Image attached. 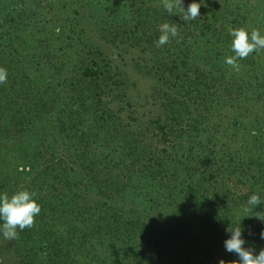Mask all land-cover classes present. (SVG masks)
Masks as SVG:
<instances>
[{
	"label": "trees",
	"instance_id": "16d2710c",
	"mask_svg": "<svg viewBox=\"0 0 264 264\" xmlns=\"http://www.w3.org/2000/svg\"><path fill=\"white\" fill-rule=\"evenodd\" d=\"M27 1L0 0V166L11 145L17 172L0 194L36 192L41 212L17 239L0 232L3 264H218L239 259L224 246L235 227L264 249V50L238 72L224 63L229 28L264 35V0H204L189 21L161 0H118L101 17L94 0L89 13L51 0L41 20L56 38L42 21L5 28ZM165 22L179 36L158 48ZM224 115L234 151L214 134Z\"/></svg>",
	"mask_w": 264,
	"mask_h": 264
},
{
	"label": "clouds",
	"instance_id": "9594fccd",
	"mask_svg": "<svg viewBox=\"0 0 264 264\" xmlns=\"http://www.w3.org/2000/svg\"><path fill=\"white\" fill-rule=\"evenodd\" d=\"M204 0L200 3L193 0L185 9L183 0H161L163 8L169 14L179 15L183 21L195 20L200 16V8ZM229 34L232 37L231 49L234 55L225 57L224 63L230 66L234 71L240 70L239 61L248 58L252 53L264 50V35L260 30L252 29L250 32L244 28H229ZM160 36L156 42L157 47H162L171 42L173 38L179 36L178 28L175 24L167 22L159 26ZM8 72L4 67H0V84L7 82ZM36 192L21 188L9 196L7 193L0 194V220L3 221L0 232L5 240H14L19 237V232L26 228L35 227V217L41 212V205L35 199ZM262 203L258 194H252L246 202V205L240 210L244 217L252 212L255 206ZM260 221L264 222V212H256L255 215ZM243 217V218H244ZM231 233L230 238L224 241L227 252L235 253L238 260L226 262L220 259L218 264H264V249L258 254H254L253 248H245V239L242 236V227L228 228ZM251 235V232L249 231ZM260 238L264 239V231H261ZM0 264L3 261L0 260Z\"/></svg>",
	"mask_w": 264,
	"mask_h": 264
},
{
	"label": "rangeland",
	"instance_id": "374dc122",
	"mask_svg": "<svg viewBox=\"0 0 264 264\" xmlns=\"http://www.w3.org/2000/svg\"><path fill=\"white\" fill-rule=\"evenodd\" d=\"M50 1L51 0H28L25 5L14 6L13 9L11 8L12 9L11 13H13V11H16V15L13 16L14 18L11 19L10 22H8V24L5 28L11 30L12 32L18 33V32H21V28L24 26V24H22V21L24 19L26 21L25 24L27 22L28 23L34 22V20H36L37 22L42 21L41 19H43V17H42L43 12H42L41 8L44 7ZM94 1L97 2L100 6V8L97 12V15H99L101 17V15L106 10L112 11L111 9L115 8V5L117 4L118 0H94ZM71 2H75V0L71 1ZM79 3L82 5H85L83 8H84L86 13H89L91 11V9H90L91 4L88 2V0H80ZM101 3H102V5H101ZM80 4H78L76 2L71 4L74 7L73 10H77ZM19 16L21 18H19ZM15 17H18L21 21L19 20V21H16V23H15V20H14ZM31 18H33V19H31ZM72 19H73L74 24H76L77 23L76 20H78V16L73 14ZM95 21H98V19L95 18ZM42 22L47 24L46 25L47 27L42 26V29H44V31L47 34H53L54 38L58 37L57 34L60 31L59 25L52 24V19L49 21H46V22L45 21H42ZM20 24L22 27L18 26ZM93 31H94V26H93ZM69 41H70L69 39L66 40V42H69ZM155 41H157V40H155ZM55 46L57 47L58 50H60L63 47V44L62 43H56ZM154 46H148L147 44H144L142 49L148 48L149 51H152ZM158 48H160V47H158ZM230 104L232 106L231 102H230ZM246 106H247V104H243V103L238 102V103L234 104L232 108L234 109V111L236 113H239L241 116H245L244 112H246V110H247ZM225 118H227L226 115H224L222 119L218 120L221 127H218L219 128L218 131L215 132L214 134H215L217 140H221L223 142H226L229 145L228 148H230V151H234L236 149V144L232 142V140H233L232 137H234V136L231 135L234 132V130L230 129L228 126L222 125V123H224V121H226L225 123L228 124V121L225 120ZM3 147H4V151L8 154V155H6L8 162H5L2 166H0V179H2L5 176H8L9 180L14 179L15 174L17 173L16 171H14L15 170L14 167L16 164L14 162V159L9 155L10 149L12 150V147H11V145L8 146L6 144ZM8 186L10 187V182L8 183ZM257 186H258L257 190L259 191L260 185H257Z\"/></svg>",
	"mask_w": 264,
	"mask_h": 264
}]
</instances>
